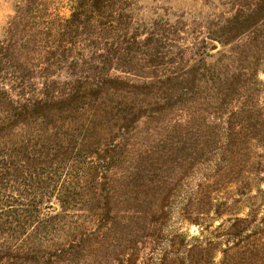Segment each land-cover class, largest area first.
<instances>
[{
  "label": "rangeland",
  "instance_id": "1",
  "mask_svg": "<svg viewBox=\"0 0 264 264\" xmlns=\"http://www.w3.org/2000/svg\"><path fill=\"white\" fill-rule=\"evenodd\" d=\"M87 3L0 0V141L112 157L57 177L105 214L85 255L26 264H252L233 253L264 222V0Z\"/></svg>",
  "mask_w": 264,
  "mask_h": 264
},
{
  "label": "trees",
  "instance_id": "2",
  "mask_svg": "<svg viewBox=\"0 0 264 264\" xmlns=\"http://www.w3.org/2000/svg\"><path fill=\"white\" fill-rule=\"evenodd\" d=\"M88 1L78 0L80 8L88 6ZM22 114H27L25 108L17 111L15 116L20 117ZM86 127V131L91 129L90 124ZM37 132L21 137L7 134L8 139L0 141V264H26L30 256H35L39 253L38 248L44 246L48 248V252H44L46 255L57 258L66 255L73 261L76 255H85L84 249L82 253L72 251L73 245L89 239L91 231H94L86 226L105 221L104 213H96L91 208L93 197L78 192L79 189L74 185V174L64 180L66 182L60 185V191L57 190L58 175L63 171L68 174L71 168L64 170L65 164L87 162L88 170L104 168L103 163L96 162L102 150H72L64 147L63 151L66 152L59 153L52 143L48 147L40 145L37 138L41 135ZM248 136L247 132L233 131V138L237 141ZM250 150L248 164L264 167V152H259V149L254 151L252 147ZM90 154L98 157L91 155L92 160ZM111 159L102 156L100 161L108 167ZM252 170H256V167ZM99 196L104 199V194ZM53 199L60 210L52 209L55 204ZM161 213L165 214L164 211ZM159 217L160 214L155 216L156 219ZM247 222V218H238L236 221L239 225ZM238 231L243 232V229ZM102 237L101 234L99 238ZM241 240L238 250L233 254H241L244 261L252 264H264V222ZM65 245L71 248L63 249ZM176 246L171 241V253H177L179 248Z\"/></svg>",
  "mask_w": 264,
  "mask_h": 264
}]
</instances>
